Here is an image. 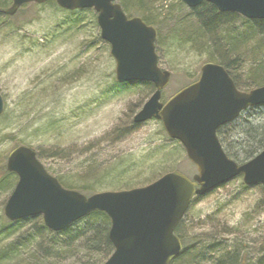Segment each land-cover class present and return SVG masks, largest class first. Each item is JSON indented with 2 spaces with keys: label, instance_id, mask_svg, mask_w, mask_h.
I'll list each match as a JSON object with an SVG mask.
<instances>
[{
  "label": "rangeland",
  "instance_id": "rangeland-1",
  "mask_svg": "<svg viewBox=\"0 0 264 264\" xmlns=\"http://www.w3.org/2000/svg\"><path fill=\"white\" fill-rule=\"evenodd\" d=\"M160 34L159 65L170 71L161 92L164 102L198 78L201 65L211 59V48L197 50L166 31ZM0 94L4 99L0 174L8 153L20 142L41 153L39 159L52 175L66 177L74 186L91 181L96 192L144 186L173 170L188 177L197 172L184 147L166 135L161 121L133 123L152 91L143 83L116 81L115 62L109 44L100 37L95 11L93 15L28 5L14 16H0ZM263 119L264 105L243 111L230 127L235 139L242 136L241 128ZM10 175L14 183L0 191V230L8 225L3 207L17 180L16 174ZM241 181L234 178L192 200L186 212L187 236L205 237L210 234L207 230L225 225L233 233L221 235L241 243L247 240L242 250L251 261L264 242V206H256L264 192L259 185L243 189ZM34 222L14 224L8 233H15L8 238L0 234V252L25 232L38 229L39 236L49 234ZM19 252L0 264H23L26 253ZM53 259L73 264L71 257Z\"/></svg>",
  "mask_w": 264,
  "mask_h": 264
},
{
  "label": "water",
  "instance_id": "water-1",
  "mask_svg": "<svg viewBox=\"0 0 264 264\" xmlns=\"http://www.w3.org/2000/svg\"><path fill=\"white\" fill-rule=\"evenodd\" d=\"M48 0H12L0 13L13 15L26 3ZM189 8L203 2L219 12H236L249 19H264V0H180ZM67 10L92 8L100 37L110 45L117 82H150L155 90L133 116L135 124L160 120L170 139L181 142L197 172L191 177L169 171L153 182L125 190H105L89 196L64 188L37 157L18 145L7 155L5 168L17 175L3 214L9 221L41 216L43 225L59 232L93 211L110 219L108 238L114 249L102 264H171L181 253L175 228L196 196L242 176L245 185L264 191V149L238 164L224 152L217 129L235 120L248 107L264 104V85L249 91L236 88L225 68L207 62L197 81L162 103L161 90L170 72L158 65L157 30L140 16L128 17L117 0H55ZM4 99L0 94V114Z\"/></svg>",
  "mask_w": 264,
  "mask_h": 264
},
{
  "label": "trees",
  "instance_id": "trees-1",
  "mask_svg": "<svg viewBox=\"0 0 264 264\" xmlns=\"http://www.w3.org/2000/svg\"><path fill=\"white\" fill-rule=\"evenodd\" d=\"M118 2L128 16L138 15L146 24L153 25L157 29L156 43L161 36V31H166L169 37L189 43L197 50H201L199 47L203 46L210 47V61L223 65L239 90L248 91L264 85V19H247L234 12H219L215 6L207 2H203L194 9L186 7L179 0L171 2L169 0H118ZM10 5L11 0H0L1 9ZM28 5H48L63 10L55 0H48L42 4H24L17 12ZM89 10L91 9L74 11L94 15V11ZM2 15L10 17L0 13V16ZM205 36H208L210 40L207 39L204 44H201V39ZM246 63L249 66L246 67ZM143 84L148 85L152 92L154 91L153 84L145 82ZM232 123L221 126L217 130V135L227 156L242 163L264 148V119L255 125L241 128L242 136L236 139L235 130L230 128ZM235 125L238 124H233ZM20 144L22 142L16 143L13 147ZM37 156L42 158L40 152H37ZM10 174L2 165L0 191L3 187L6 188L14 183ZM56 177L66 188L76 189L87 195L96 192L95 184L91 181H84L74 186L68 178ZM156 178L158 177L153 180ZM236 179L241 180V177ZM240 185L243 189L249 188L242 181ZM223 186L224 184H221L218 188ZM256 206H264V195ZM26 220H34L35 227L40 226L42 231L49 234L39 236L40 231L37 229L36 232H25L17 236L3 253L0 252V262L12 260L13 257L20 255L19 251H25L27 258L23 264H58L53 258L66 257H71L73 264H101L113 251V245L108 238L110 219L102 211H93L59 232L46 228L40 216L14 222L6 220L8 228L4 226L0 234L3 233L8 238L15 233H8L9 228ZM17 229L18 227L15 228ZM226 229L228 228L225 225L214 226V229L205 232L210 233L207 236L199 235L192 238L187 236L189 229L185 214L175 229L183 249L171 264H264V242L259 246V254L250 261L247 250L246 252L242 250L246 247L247 240L241 243L236 238L223 237L221 235L223 233H233Z\"/></svg>",
  "mask_w": 264,
  "mask_h": 264
}]
</instances>
